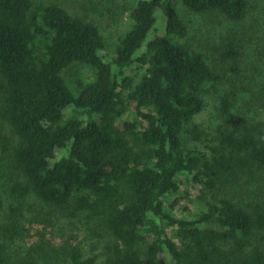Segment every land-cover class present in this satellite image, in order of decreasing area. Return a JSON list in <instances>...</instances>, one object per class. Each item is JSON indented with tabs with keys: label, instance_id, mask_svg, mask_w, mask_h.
Wrapping results in <instances>:
<instances>
[{
	"label": "trees",
	"instance_id": "16d2710c",
	"mask_svg": "<svg viewBox=\"0 0 264 264\" xmlns=\"http://www.w3.org/2000/svg\"><path fill=\"white\" fill-rule=\"evenodd\" d=\"M103 1L73 10L62 0H0V127L10 132L0 131V147L11 157L0 213L7 184L13 222L32 198L43 239L69 232L58 247L35 243L17 264H264V199L243 194L256 184L264 192V121L233 115L230 89L219 96L216 145L187 149L182 139L207 136L196 124L204 97L242 73L246 52L228 35L203 53L188 20L240 24L250 0ZM124 13L130 26L110 52L96 19ZM76 63L94 78L77 80L74 93L64 71ZM197 186V200H212L178 214ZM79 221L100 253L72 244ZM22 235L19 223L0 225V264H10L6 241Z\"/></svg>",
	"mask_w": 264,
	"mask_h": 264
},
{
	"label": "rangeland",
	"instance_id": "374dc122",
	"mask_svg": "<svg viewBox=\"0 0 264 264\" xmlns=\"http://www.w3.org/2000/svg\"><path fill=\"white\" fill-rule=\"evenodd\" d=\"M67 7L75 10L80 9L79 3L82 0H62ZM109 2V3H108ZM134 2V0H104L103 3H107V6L112 4L118 7L125 6ZM251 7L248 11L246 20L243 23L237 24L223 19L214 20L201 17H191L188 20L189 34L193 38L190 42L203 53L208 51L211 53L214 44L222 40L226 36L238 39L246 51L243 54L244 61L242 62V73L237 75L233 73H227L225 79L218 83L215 91L212 94L204 97L205 106L202 112L196 119V124L200 125L207 136L202 137V142L191 140L188 134H182L183 142L187 149H198L201 151H208V148L216 145L215 133L218 124L221 121V116L218 112L219 96L226 90L233 89L235 91L236 100L232 109V114H240L243 117L250 119V121L258 122L264 121V30L261 26V14L264 12V0H250ZM101 3V5L103 4ZM112 7V6H111ZM114 8V7H112ZM125 11V10H124ZM97 25L105 37L108 50L113 52L118 39L122 36L130 26V19L128 13L120 15L115 20H110L108 17L102 19H96ZM65 79L74 93H77L79 88L76 83L77 80L82 84H86L93 80V69L76 63L64 71ZM0 131L3 134L10 135L7 128L0 127ZM10 151L4 152L0 147V173H7L9 171ZM4 183V182H3ZM6 183V182H5ZM253 185V184H252ZM258 184L255 187L258 191L254 190V185L245 192L243 190L244 199L250 200L254 196L262 197L264 199V192L259 190ZM7 184L3 186L2 200L3 210L0 213V225L19 223L22 232V238H17L11 242L6 241L9 244L8 255L10 258V264H17L20 258L26 256L28 251L31 252L35 243H39L42 240L49 241L51 246H60L61 240L69 236V232L66 231V235L63 238H59L58 235L53 233L45 234L44 239L40 230L42 226L35 221L36 215L40 212L42 207L39 203L34 202L32 198L28 199L24 206H22L20 214L18 215L16 222L10 218V208L17 205L12 203V199L7 194ZM200 187L197 189L190 188V195L187 199H182L179 202L181 205L178 208L177 213L181 215H188L192 212L198 211L199 206L202 207V203H206L207 200L211 201L209 195L205 199L197 200L200 196ZM184 189V188H183ZM229 193L232 196L240 194V187L233 186L228 188ZM239 196V195H238ZM185 209V210H184ZM79 221L77 223L78 228H73L72 244L80 245L82 248L88 251H94V253H100L101 245L93 246L92 242L96 238V235L89 230ZM85 223V222H84ZM91 224V223H90ZM90 228H94L91 224ZM49 247V245H47ZM36 258L40 262V256L37 253ZM51 261V260H50ZM42 264H51L47 260H43ZM67 264V263H66Z\"/></svg>",
	"mask_w": 264,
	"mask_h": 264
}]
</instances>
